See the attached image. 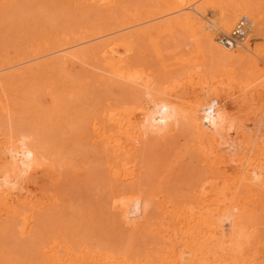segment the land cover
Returning a JSON list of instances; mask_svg holds the SVG:
<instances>
[{"label":"bare ground","instance_id":"obj_1","mask_svg":"<svg viewBox=\"0 0 264 264\" xmlns=\"http://www.w3.org/2000/svg\"><path fill=\"white\" fill-rule=\"evenodd\" d=\"M9 1L4 0L1 2L0 0L2 4L7 2L11 3V0ZM50 1L53 2V0ZM155 1L156 2L151 0V4L153 5L150 7L149 4V7H147L145 5H140V1L132 5L124 3L123 6L121 4V2L123 3L122 0H62L65 4H74L78 7L76 9L74 6V8L76 10L79 9L80 12L83 10L89 13L92 9L94 11L96 8L98 11H103L99 13L100 15L102 13H105V15L103 14V17L96 18V21L95 18L94 20L91 18L93 22L92 25L90 19H87V26L83 24L85 26L81 27L82 24H79L76 25L77 28H75L76 26H73V24V29L71 25H69L71 27L64 26L65 30L61 32V29L54 28L57 31L59 30L60 33H57L54 29H50L53 27L51 26L53 17L51 18V23H49L48 17H46V21L48 20V23H46L42 18L45 14L42 15L41 12L38 13V10H36V14L33 12L27 14V12L24 11V13L21 11L23 9L22 7V9L18 7L21 13L23 12L29 16L26 19L30 20V22L27 21L30 23V26L33 25L31 24L32 21H34L35 25L38 24V26L36 27L33 25L34 27H32L34 30L36 29L35 34H37L33 36L34 43L30 39L33 38L31 35L26 39L28 40L27 43L29 47H25L27 49H25L26 52L25 50L22 52L24 48L22 45H27V43H21V54L17 51L19 47L17 50H14L17 56L14 53L10 55L9 52H4V57H1L2 54H0V59L2 58V60H0V72L6 70L10 71L9 69L18 67L15 73L12 70L10 71L13 73L12 77H10L11 73H8V71L5 74L0 73V264H251L249 261L250 258L244 254V250L241 246L242 241L248 235L252 234V231H246L242 217L257 200H254L252 203V200H246V198L241 196V193L245 192L252 194L254 190L260 195L264 193V152L260 153L258 157H252L250 155L251 151L246 147L243 149L244 155L240 156L239 154L240 148L237 144V136L240 135L244 128H242L240 120L238 124V116H241L240 114H242L243 111V109H241L243 107L240 108V106H245L244 103H246L248 99L242 98V100L240 99L237 101V106L235 107L238 109L236 111L234 109V111L230 110V106L226 104V99L224 102L217 101L220 99L219 95L221 93L219 95L216 94L215 91L217 92V90L214 88L213 92L218 99L215 98L214 100L211 98L209 95L210 91L208 92L209 96H204V94L194 97L192 100H184V98L180 97L177 93H171L174 91H172L171 87L169 88L167 84L166 86L164 85L165 82L169 83L167 82L169 80H164L170 79L172 75L169 74L170 72L163 76L155 75L140 64V60L139 62H133V60L137 59L135 54L136 50L142 48L139 46H142L146 40L154 37V34L151 36L152 31L156 32L154 28L159 29V27H163V25L164 27L168 25L169 30L172 28L171 25H173V23L175 24V26H173L174 28L177 25L176 23H183V26H189L191 30L197 31L195 32L196 37H198L196 33L200 35L197 39L193 34L194 36L191 35L192 38L195 37L197 40L205 38L206 40V42L203 40V45L204 49H206V56L209 61L207 59L204 60H207L206 62L209 64L205 65L204 61V67H202L200 72L203 70L205 71H203L204 73H199V76L203 73V75H201L202 78L203 76L204 78L207 76L215 78L214 75L222 69H227L224 70V72L230 73L232 76L237 73L236 65L247 74V70L251 72L250 65H252L251 67L253 68V63H257L255 62L256 56H263L264 58V41L260 45H258L260 42H257V44H255V42L254 45L251 43L254 34L257 35L258 39H264V0ZM34 3V5L37 4L36 2ZM38 3H41V1ZM64 3L63 12L66 10L64 9ZM31 4H33V2ZM80 5L81 7H79ZM89 5L91 7H89ZM71 6L67 8V11L69 8H72ZM1 8L2 7H0V9ZM60 8L57 9L60 10ZM49 9H51V7ZM42 10L43 9H41V11ZM76 10H73V12ZM67 11L66 15L62 14L64 15L63 17H69L67 16ZM120 11L122 13H120ZM11 12L9 14H12ZM49 12L48 16L50 14ZM69 12L71 11H68V13ZM94 12V15L91 17L95 16ZM175 13H178L176 14L178 15L176 18L174 17ZM9 14L7 13V15ZM24 14L23 16L25 17ZM39 14L40 17L38 16ZM69 14L70 16L73 15H71V13ZM90 14L91 12L89 15ZM169 14L172 15L174 19H172ZM7 15L4 14L3 16L5 17ZM13 15L8 16L10 19L8 22L12 23L11 19L14 18ZM17 15L16 17H18V19L22 16V14H20L21 16L19 14ZM74 15L77 16L75 13ZM81 15L83 14L81 13ZM166 15L171 17H168V21L170 18L171 23L164 20L166 18L164 16ZM57 16H59V14ZM160 16L161 18L162 16L164 17L163 21L161 20L163 23L161 22V24L159 22V26H157L158 22L154 24L153 21L156 17L159 18ZM244 16L249 18L251 24L250 31L244 38V41L236 40L231 42L230 45L224 43L223 39L232 35L237 23ZM41 19L45 25L42 24L43 22ZM53 19L57 20L58 17L57 19ZM75 20L73 19V22H75ZM150 21L153 25H148ZM22 22L23 21H21V23ZM27 22L25 23L26 25ZM68 23L69 21L67 24ZM12 24H14V22ZM56 24L58 25V23ZM19 25L17 27H20ZM182 25L181 28H183ZM45 26L47 28L44 29ZM48 26L50 28H48ZM38 29L40 30L38 31ZM183 29L180 30L186 33L189 28H187L186 31ZM217 32L225 34L222 35V38H220L221 43H219L225 47H221V45L219 46L218 43H215V35ZM35 34L33 33L32 35ZM184 38L186 37L184 36ZM201 39L199 41H201ZM29 43L33 44V46H29ZM145 46L146 45H144V47ZM233 50L236 51L234 52ZM53 54L55 55L53 56ZM10 56L13 58L10 59ZM46 58L47 60H43ZM39 60H43V62L34 64ZM28 63L32 64L28 65ZM24 64L27 65V67ZM210 64L211 67H209ZM185 67L183 68L185 69ZM247 67H249L250 70ZM17 69L19 70L17 71ZM76 71H82L83 74L79 75V72L77 73ZM262 73L264 72L262 71ZM55 74H60V78L64 80L63 86L59 84L62 87V91L58 89L59 92H62V96L60 95V97L63 99H60L64 101L58 102L60 99H54L57 96L56 94L53 95V97L55 96L53 98L55 101L51 99V104L53 102L54 107L52 108H55V106L57 108L61 103V121L65 128L62 132L63 135L69 134L70 136L67 137L69 140L64 137L62 144L59 142L58 145H55L53 150L54 153H64L68 150L67 143L71 142V144H74H72L74 149L76 148V153H79L75 155L79 156L83 153V158L89 161L84 160L83 162L86 161L87 164L92 163L90 165L95 164L94 166H103L104 169L107 167L106 171L108 172H112V163L114 160L119 161L121 159V161H130V165L133 164V166H131V170H129L130 167H127L129 172L127 174L126 171L125 175L128 176L127 181L129 179H135V181L131 180L130 183L128 181V183L125 184L126 187L124 190L122 189L123 198H121V202L118 199V203L121 204V207L123 206L125 208V211H123L125 222L131 225L138 224L149 218L152 214V210L155 211L157 208L166 210L165 214H167L169 221H163L165 228H163L162 231L165 232V236L161 237V247L156 253L149 255L144 250L139 251L134 247L132 242L133 239H129L127 242L121 241L118 244H111L108 241L96 242L91 238V240L88 239V237L82 238L81 235L78 236L70 231L71 228L69 229L68 226L66 227L67 224H64L70 231L69 233L60 222L63 214L59 210L61 209L59 207L62 205L59 206L58 209L54 207V205L51 206V204L46 207L45 205L47 203H44V201L40 202V200H36L34 203L31 201L32 198H29L32 194L29 195L30 192L26 190V197L28 196L29 199L22 198L21 195L24 190L23 187H21L23 186L22 184L27 185L29 182L33 181L35 179V174L40 171L43 172L47 170V168L50 171L52 163H49V161L52 162L53 159L47 149L49 148L52 150L53 147L49 145L52 141L47 137L48 133L43 130L46 127H43L40 122L36 125H31L30 128L26 125L27 123L25 121L20 124L14 123L18 101H15L17 95L13 93L17 89L16 85H19L20 82H32L35 81L34 79H37L35 77L44 79V77L46 78L49 76L47 78L54 84L56 81L53 75ZM235 76L237 80L238 77L236 74ZM55 79L57 78L55 77ZM59 80H57V82L62 84L61 80ZM170 80L172 81L174 79ZM203 84H201V86ZM218 84L220 86V83ZM8 86H11L10 88L13 90L9 89ZM10 90L11 92L13 91V95L9 94ZM214 93L212 94L213 96ZM262 124L264 126V121ZM246 129L247 128H245L244 131ZM177 134L179 138V140L178 138L177 140L179 142L184 141L183 144L180 143L183 145V148L187 144L183 149L184 152H179L180 154L182 153L179 158L182 159L181 156H184V153L188 154L187 151L191 153V151L194 150L198 155V159L202 160L203 158L202 161L206 163L205 166H207V168L205 167V169H209V172L204 169L209 174L203 170V174H208L206 175L208 176L207 178L205 175V177L202 176L203 179L205 178L203 182L197 181L203 180L200 177L203 174L201 173L200 176L197 175L198 179L196 178L195 181L201 183L199 186H197L198 183L195 181L196 185L194 187H192L193 184L190 183L191 185H189L188 183V186L192 187V191L186 197L181 196L182 199H180L179 202L181 204L177 202L179 199L173 200L175 197L169 198L167 193L170 191H168V189L166 191L164 190L165 188L162 189L164 186L167 187V185H165L166 183L164 186L161 184L162 187L157 186V188L154 186L153 188H147V185L143 183L144 175L147 170L148 172L152 170V167H150V170L148 167V163L151 164L149 162V155L151 154L148 152L152 149V151L156 150L155 146L158 142L159 146H157L159 148L161 146L160 149H162L163 146L164 149V146H166L164 142L170 140L171 143ZM179 134H183V136ZM187 139H189L190 143L192 141L193 143L190 144ZM177 140L173 141L175 144H170L169 147L177 146ZM262 148L264 149V145ZM220 149L225 151V155H228V158L230 157L229 160H232L240 166V168H238L240 171L236 170L237 174L234 171V174L232 172L230 174L223 169L224 160L228 158L224 160L219 158ZM152 151L150 153H152ZM166 152L169 153V151ZM174 153L177 152L174 151ZM223 153L221 154L222 156L224 155ZM199 155L202 158H200ZM187 158L190 157L188 156ZM180 159H178V161ZM183 159H185V157H183ZM183 159L181 161H183ZM194 160H196L195 157ZM201 160L200 163H202ZM72 161L73 160H71V162ZM176 161L177 160H175V162ZM191 163L192 162H190V164ZM175 164L177 167V163ZM184 164H187V161ZM202 165L204 166V164ZM151 166L153 165L151 164ZM187 166L189 165L187 164ZM198 167L196 170L197 172ZM225 167L227 166H224V168ZM188 168L185 170L183 167L184 170L182 171L191 175L192 170H188ZM153 173L155 172L153 171ZM195 173L196 172H194V174ZM174 174H172V176ZM115 175L118 178L120 177L113 170L111 177L114 178L116 177ZM148 175L150 177V174ZM101 177L103 178L104 176L101 175ZM155 177L158 176L155 175L153 179H155ZM93 179L89 178L84 182L89 184V181L94 182ZM150 180L148 182H150ZM145 182L147 183L146 179ZM194 182L192 181V183ZM81 183L83 187L86 185V183ZM188 189L190 190L189 187ZM119 192L121 193V191ZM119 195L121 194H118V196ZM170 195L173 196V194ZM59 213L62 215L59 216ZM67 213L69 212L67 211ZM63 217L66 218V216ZM64 220L63 218V221ZM78 234H80V232ZM14 236H19L20 240H23L21 243L22 246H24L23 242H26L25 246L28 250H25L30 251V254L28 253L24 256L25 253H22V256H20L21 253L19 250V254L16 253L17 251L15 252L18 246H16V248H13L14 246L12 247V239ZM27 243L28 245H26ZM21 245L20 247L22 248ZM22 249L24 250V248ZM28 255H30L29 262L26 261Z\"/></svg>","mask_w":264,"mask_h":264},{"label":"rangeland","instance_id":"obj_2","mask_svg":"<svg viewBox=\"0 0 264 264\" xmlns=\"http://www.w3.org/2000/svg\"><path fill=\"white\" fill-rule=\"evenodd\" d=\"M3 1L4 0H1V2H3ZM5 1H9V0H5ZM28 1L29 0H11V3L7 2L4 4H2L0 2V7H2L0 9V54H2L1 57L5 56L4 52H9L10 55H11V53L12 54L14 53L16 55L14 50L15 49L17 50L18 47L19 48L17 51L21 54V52H20L22 50L21 47L22 46L24 47L22 52H24V50L26 49L25 47H28V43H27L28 40H26V39H28L27 37L29 35H31L32 37L37 35V34H35L36 29L34 30V28H32V27H34V26L37 27L38 24L35 25L34 21H32L31 24H33L34 26L33 25L30 26V23H29L30 20L26 19L29 16L24 14L25 12H27V14H30L32 12L35 13V12H37L36 10H38V13L41 12L42 15H44V14L46 15V16L45 15L42 16L43 21L44 20L46 21V17H48V20L50 21L49 23H51L52 17L56 18V19L58 17V19H57L58 21L54 20L52 18L53 23H51V26H53V27L50 28L49 27L50 24H49L48 28H50L52 30L54 28H57V29L59 28V30L61 29L60 32L65 30L64 26L65 27L69 26V25L72 26L73 24H74L73 26L82 24L81 27H83V26H85L83 24L87 23L86 22L87 19H90V22L92 25L93 22H92L91 18H93V20L95 18V21H96V18L98 19V18L103 17L105 15V13H102L100 15L99 13H101L103 11L102 10L98 11V9L96 10V8L94 9L95 12L93 11V9H92V11H90L91 12L90 15H89L90 12L87 13L86 11H83V10H81V12H80L79 9L76 10L78 7H76L74 4L73 5L70 3L65 4L64 2H62V0H60L61 2L59 0H53V2L55 1L54 3L50 0H38V2L41 1V3H38L37 0H32V1L30 0L29 2ZM122 1H123V3L121 2L122 5L124 3L128 4V5H130V4L132 5V4H135L136 2H139V1L141 2V4L140 3L139 4L143 5V6L145 5V6L149 7V4H150V7H151L153 5V4H151V0L150 1L149 0H139V1H137V0H122ZM32 2H33V4H31ZM34 2H36L37 4L34 5L35 4ZM154 2H156V1L154 0ZM63 3L65 4L64 9H66L64 12L62 11L63 7H64ZM29 5H30V7H29ZM66 5H67V7H66ZM36 6H38L39 8ZM70 6L72 8L71 9L69 8L68 11H71L69 13H71V15L72 14L74 15V13H75V14H77V16L76 15H74V16L72 15L73 17L70 16V14L67 11V8ZM74 6L76 7V9L74 8ZM18 7H19V9L22 7L23 9L21 8L22 9L21 11H23V12L25 11V12L21 13L20 10H18ZM34 7L37 9H35ZM50 7H51V9H49ZM79 7H81V5ZM89 7H91V6L89 5ZM57 8L58 9L60 8L61 11L58 10ZM87 8H88V6H87ZM3 9H4V11H3ZM34 9H35V11H34ZM41 9H43V10L41 11ZM47 10H49L50 12ZM73 10H76L77 12L76 11L73 12ZM11 11H13L14 13ZM57 11H60V12H57ZM66 11H67V16H69L68 18L66 16L63 17L64 15H62V14L66 15ZM87 11H89V10H87ZM10 12L12 14H9ZM48 12L50 13L49 16H48ZM93 12L95 13V16L91 17L94 15ZM7 13L10 16H12L14 14L13 15L14 18L11 19L12 23L14 22V24H12L11 22H8V21H10V19L8 17L9 15H7ZM81 13L83 15H81ZM120 13H122V12L120 11ZM178 13L174 14L175 18H176V16H178V15H176ZM4 14H6L7 16L4 17L3 16ZM17 14H19V15L22 14V16L20 15L21 17H19V19H18V17H16ZM23 14L25 15V17L23 16ZM58 14H59V16H57ZM119 14H117V15H119ZM79 15H80V17H79ZM98 15H100V16H98ZM169 15L164 16L167 19L166 18L164 19L163 16L161 18V16H160L159 18L156 17L157 19L155 18L154 21L153 20L152 21L154 24H157V22H158L157 26H159V22L161 23L163 21V19L165 21L166 20L168 21V17H170V16L172 17V15H170V16ZM38 16L40 17V14ZM7 17H8V20L6 21ZM75 18H76V20H75ZM170 18H169L168 22H170ZM68 19H70V20H68ZM73 19L75 20L76 23L73 22ZM172 19H174V18L172 17ZM84 20H85V22H84ZM21 21H23V22L21 23ZM27 21H29V22H27ZM38 21L40 22L39 18H38ZM41 21H42V19H41ZM47 21H46V23H48ZM68 21H69V23L67 24ZM26 22H27V25L25 24ZM18 23L19 24L21 23V24L19 25ZM56 23H58L59 26ZM42 24H44V22ZM87 24H86V26H87ZM149 24L151 25L152 22L151 21L148 22V25ZM176 24L177 25L175 28L173 27V26H175L174 23H173V25H171V27L173 28V29L171 28L172 30L171 29L168 30V25H166V24H165L166 25L165 27L163 25V27L161 26V27H159V29L154 28L156 32H153L151 30L152 31L151 36H153V34H154V37L153 38L151 37L152 39H148L143 43L144 45H146L145 47L143 44H142V46H139L142 48L137 49L139 53L136 50L135 54L137 56V59L133 60V62H136V61L139 62V60H140L139 63L142 64L143 66H145L147 69H149L155 75L157 74L159 76L160 75L163 76L164 74H167L170 72L169 74H172L170 76V79H174L175 81L174 80L171 81L169 78L165 79L164 81L169 80V81H167L169 83L165 82L164 85L166 86V84H167V86L169 88L170 87L172 88V91L174 90L173 92H171V91H169V92L177 93L178 95H180V97L184 98V100H192V99H194V97L204 95V94H205L204 96H207L208 92H210V91L211 92L209 95L211 96V98H213L215 100V98H217V97H215V93L218 95L221 93L219 95L220 99L217 98L218 100L217 99L216 100L224 102L226 99V104H228V106H230L229 107L230 110L236 111L238 109L237 107H235V106H237L236 102L239 101L240 99L242 100V98L248 99L247 102L244 103L245 106L239 105L240 108L243 107V108H241V109H243V111H242V114H240L242 117L238 116V124H239V120H240V124H241L242 128H244V129L247 128V129L245 131H244V129H242L240 135L237 136V144H238V147L240 148V151H239L240 156L244 155L243 149L247 147L251 151L250 155L252 157H258L260 153L264 152V149L262 148V146L264 145V126L262 124V122L264 121V77H263L264 73H262V71L264 72V63H263L264 58H263V56L262 57L261 56H256V57L254 56L256 59L255 62H257L259 66L257 65V63L256 64L253 63V65H254L253 68L251 67L252 65H250L251 72L250 71L248 72V70L246 69L247 74L238 65H236L237 73H235V74L237 75L239 81H238V79L236 80L235 74H233L231 76L230 73H229L230 74L229 75L228 73L224 72V70H227V69H222L219 72H217L216 73L217 77H216V74L214 75L215 78H213V77L211 78L208 76L205 78L203 76V78H202L201 75H203V73H204L203 71H205V70L201 71L203 73L200 76H199V73H201L200 70L202 69V67H204V61H205L204 59L208 60V57L206 56L207 53L205 51L206 49H204V45H203L204 41L206 42V40H205V38L204 39L200 38L201 41H199L200 39L197 40L198 37H200V35L198 33H196L198 35V37H196L195 32H197V31H195L193 29L191 30L189 26H186V25L183 26L182 25L183 23H176ZM180 24L185 29V31L187 30V28H189L188 32L186 31V33H185L184 31L180 30V29H183V28H181ZM18 25L22 28L17 27ZM179 25H180V27H179ZM25 26H27V27H25ZM39 26H41V25H39ZM71 26H69V27H71ZM73 26L71 27L72 29L74 28ZM155 27H156V25H155ZM29 28H30V30H29ZM45 28H47V27L45 26L44 29ZM62 28H63V30H62ZM75 28H77V26ZM156 29H158V30H156ZM39 30L40 29H38V31ZM59 30L58 31L55 30V31H57V33H58ZM25 31H27V32H25ZM189 31L194 32V33H191ZM33 33L35 35H32ZM15 34H16V36H15ZM38 34H39V32H38ZM193 34L195 35V37L197 39L195 37H193V38L191 37V35L194 36ZM23 35H24V37H23ZM222 35H225V34H222V32H217L215 35V43H218L219 46L221 45L219 43H221L220 38H222ZM255 35L256 34H254V36ZM184 36L186 38H184ZM254 36H252V37H253V41L254 40L255 41L254 42L251 41V43H253L252 45H254L255 42H256L255 44H257V42H260V43H258V45H260L264 41V39H258L257 35L255 37ZM201 37H203V36H201ZM30 39L33 42L34 37L30 38ZM30 39H29V41H30ZM104 39H106V38H104ZM104 39H102V40H104ZM24 41H26V42H24ZM160 42H161V44H160ZM21 43L22 44L27 43V45L26 44L22 45ZM29 44H30L29 46H31V45L33 46V44H31V43H29ZM156 44H158V45H156ZM20 45H22V46L20 47ZM223 46L224 45H221V47H223ZM13 47H14V49H13ZM26 50H25V52H26ZM233 51L235 52L236 50H233ZM162 52L163 53L166 52V53L163 54ZM57 54H56V56H57ZM54 55L55 54H53V56ZM6 56H8V55H6ZM11 58H13V57L10 56V59ZM47 58L43 59V60H47ZM0 60H2V58ZM43 60H41V61L39 60L34 64L42 63ZM206 61H205V65L209 64ZM191 62H193V63H191ZM198 62H199V64H198ZM31 64L28 63V65H31ZM193 64H195V65H193ZM25 66L27 67V65H25ZM193 66H194V68H193ZM183 67H185V69ZM190 67H191V69H190ZM197 67H198V69H197ZM206 67H205V69H206ZM209 67H211V64L209 65ZM16 68H18V67H16ZM16 68L14 67V68L9 69V70L10 71L12 70L15 73ZM180 68L181 69L183 68L182 71ZM187 68H188V70H187ZM247 68H249V67H247ZM250 68H249V70H250ZM19 69H17V71ZM7 71L8 70L2 71L4 73H2V72H0V73L5 74ZM10 71H8V73ZM76 72L78 73L79 71H76ZM185 72H186V75H185ZM189 72H191L192 74ZM12 74L13 73H11L10 77L13 76ZM78 74L81 75V74H83V72L80 71ZM180 74H181V76H180ZM59 75H56V74L53 75L54 80L56 81V82L54 81L55 85L51 81H49V78H47L49 76H47L45 78L44 77L45 75H44V76H42V77H44V79L42 78L43 80L41 78L35 77L37 79L31 78V79H34L35 81H32V82L27 81L28 83L27 82L25 83L23 81L20 82L19 85H16L17 89L14 91V93H13V91L11 92V90H13L10 88L11 86L10 87L8 86L9 89H11L9 94L11 95L13 93V94L17 95L15 101H18L17 111L15 112V116H14V123L20 124V123H23V121H25L27 123L26 125L29 126V128H30L31 125H36L38 122H40L43 125V127H46L43 130H45L48 133L47 137L52 141V142L49 141L51 143V144L49 143V145L50 146L52 145V147H53L52 150H50L49 148L47 149V150H49V154L53 159V160L51 159L52 162H50L48 160L49 163H52L51 164L52 167H50V171L48 170V168H47V170H45L43 172L40 171L37 174H35V176H34L35 179L33 181H31L32 183L29 182L27 185L22 184L23 186H21V187H23V189H24V190L22 189L23 190V193L21 195L22 198L23 199L27 198V200L29 198H32L31 201H33L34 203L36 200L37 201L40 200V202L44 201V203H47L45 205L46 207L49 204H51V206L54 205V207H57V208L62 205L63 208H62V206L59 207L61 209L58 208L61 211V213L63 214L62 215L59 213V216L62 215L61 216L62 218L60 217L62 219L60 221L61 225L67 224L66 227L68 226L69 229L71 228L70 231H72L73 233H75L78 236L81 235L82 238L88 237V239L91 238L92 240H94L96 242L108 241L111 244H118L121 241L127 242V240H129V239H133L132 240L133 245L139 251L144 250L149 255L156 253V251L161 247L160 246L161 245L160 244L161 237L165 236L164 235L165 232L162 231V229L165 228L163 221H169L167 214H165L166 210L165 209L163 210L161 208H157L155 211L152 210V214L149 216V218L141 221L138 224L131 225V224H128L125 222V217H124L125 215L123 214V211H125V208L123 206L121 207V204L118 203L119 200L121 202V198H123L122 197V189L124 190V188L126 187L125 184H127L128 181L130 183L131 180L135 181V179L134 180L129 179L127 181L128 176L125 175V172L127 171V174H128L129 170H131V166H133V164L130 165V161L129 162L127 160L121 161V159L119 161L114 160L112 163V167H113L112 172L114 170V172H116L118 174V176H120V177L118 178L115 175L116 177L112 178L111 177L112 172L106 171L107 167L104 169L103 166H94L95 164L90 165L92 163L87 164L86 161H88V159L86 160L83 158L84 157L83 153H81L82 156L81 155L76 156L75 155V154H77L75 151L76 148L74 149V146H73L74 144L72 143L73 144L72 145L71 142L67 143L68 150H66L64 153H61V154L54 153L53 150H54L55 145L56 144L58 145L59 142L62 144L64 137L66 139H68L67 137L70 136L69 134L63 135V132H62L65 130V128L63 127V123L61 121V118H62L61 117L62 116L61 103H60V106L57 108H56V106H55V108H52V107H54L53 106L54 104H53V102L51 104V101L55 97V96L53 97V95L57 94V96H58V97L56 96L54 99L62 98V97H60V95L62 94V92H61L62 87L60 85L63 86L64 80L62 78H60ZM177 75H179V76H177ZM55 77L57 79H55ZM176 77H177V79H176ZM178 77H180V78H178ZM200 77H201V80H200ZM58 78L61 80L62 84L60 82H57V80H59ZM29 79H30V77H29ZM204 79L205 80L207 79V80L205 81ZM52 81H53V79H52ZM164 81H163V83H164ZM190 81H191V83H190ZM200 81H204V82H200ZM234 81H236V82H234ZM196 82H198V83H196ZM218 83H220V86ZM177 84L181 85V86H178ZM201 84H203V85L201 86ZM221 84L223 87L221 86ZM236 84H239V85H236ZM241 84L242 85L244 84V85L242 86ZM164 85H163V87H164ZM168 87H165V88H168ZM174 87H176V88H174ZM13 88H15V87H13ZM213 88L215 90H217V92L215 91V93H214ZM58 89H61V91L59 92ZM51 90H52V92H51ZM186 90H188V91H186ZM244 90H247V91H244ZM213 93H214V96L212 95ZM188 94H189V96H188ZM183 96H185V97H183ZM0 97H1V95H0ZM62 99L58 100V102L64 101ZM53 101H55V100H53ZM241 103H243V102H241ZM66 104H68V103H66ZM239 118H241V119H239ZM262 126H263V128H262ZM179 135L183 136V134H179ZM177 138H178V134L175 135V139L173 140V138H172V140L175 141V140H177ZM181 138H183V137H181ZM178 140H179V138H178ZM187 140L189 142V139H187ZM173 141L170 143V140H166L164 142V143H166V146H164V149H163V146H162V149H160L161 146H160V148L158 147L159 142L157 140L158 146L156 144H154V145H156L155 146L156 150L152 151L153 150L152 149L148 152L149 154H151V155H149V157H150L149 162L154 166V168H153V166H151V164L148 163L149 170L151 169L150 167H152V170H150L151 172H148V170H147V172L144 175L143 183L147 185V188H153V186L156 188H157V186L162 187L166 183L165 185H167V187L164 186V187H162V189L165 188L164 189L165 191L168 189V191H170V192L167 191L168 193L167 192L166 193L169 195V198L175 197V198H173V200L179 199L177 201L179 203L180 199H182L181 196L186 197L187 195L190 194V192L192 191L191 188L196 185L195 182L198 183L197 181H199V182L204 181L205 178L203 179L202 176L205 177L206 175H208L209 169H205V167L207 168V166H205L206 163L204 161H202L203 158L200 157V155H199V157L202 158V160L198 159V155L196 152H194V150L191 151V153L194 152L196 155L194 153H192V156H191L190 151H187V153L189 155L184 153V156H181V158L183 159V157H185V159H183V161H181L182 159H180L179 157L184 152L183 149L187 145L186 144L187 142L185 143L186 145L184 146V148H183V145H181V144H183L184 141L183 142H179V141L177 142L176 141L179 145L176 143L177 146L169 147L170 144H172V145L175 144ZM192 143H193V141L190 144H192ZM157 148H159V149H157ZM192 149H193V146H192ZM170 150H172V151H170ZM185 150H187V149H185ZM151 151H152V153H150ZM166 151H169V153ZM174 151L177 153H174ZM179 152H182V153L180 154ZM219 152H220L219 153L220 159L224 160L225 158H228V155H225L226 153L224 150L220 149ZM222 153L225 155V157H224V155L223 156L221 155ZM167 154H168V156H167ZM176 154H178V155H176ZM155 155H156V157H155ZM176 156H177V158H176ZM188 156L190 158H187ZM221 156H222V158H221ZM173 157H175V158H173ZM194 157L196 158V160H194ZM161 158H162V160H161ZM229 158L225 159L227 161V163L224 160L223 169H225L226 172L228 171V173H230V174H231V172L233 173V171L237 174V171H240V169L238 170V168H240V166L237 163L233 162L232 160H229ZM167 159H170V160H167ZM178 159H180V160L178 161ZM71 160H73V161L71 162ZM84 160H86V161L83 162ZM156 160H158V161H156ZM175 160H177V161L175 162ZM200 160L202 161V163H200ZM186 161H187V164L189 166H187V164H184V163H186ZM190 162H192L193 164L192 163L190 164ZM197 162H199V163H197ZM175 163H177V167H180V168H177ZM225 163H226V165H225ZM180 164H182V165H180ZM202 164H204V166ZM51 165H49V166H51ZM128 165H130V166H128ZM193 165H194V167H193ZM198 165H199V167H198ZM182 166L184 167L185 170H186V168L189 167L190 169L188 168V170H192L191 175H189V173L186 174L185 171H182V170H184ZM224 166H227V167L224 168ZM127 167L128 168L130 167L129 170H127L128 169ZM197 167H198V172L196 171ZM178 169H179V171H178ZM204 169L207 170L208 172L205 171ZM172 170H173V172H172ZM203 170H204V172H207L208 174H206V173L203 174L204 173ZM153 171L155 173H153ZM194 172H196V173L194 174ZM147 173L150 174V177ZM174 173L177 175H175ZM197 173H199V174H197ZM201 173L203 175L200 176ZM100 174L104 177L102 178ZM172 174H174V175L172 176ZM155 175L158 177H155V179H153ZM197 175L200 176L203 180L201 179L202 181H200V180L195 181L196 178L198 179ZM146 177H148L149 179ZM166 177H167V179H166ZM200 177H199V179H200ZM207 177L208 176H206V178ZM89 178L90 179L94 178L93 179L94 182L89 181L90 185L87 184V182H84L85 180H88ZM162 178H163V180H162ZM145 179H146L148 184L145 182ZM93 180H91V181H93ZM149 180H150V182H148ZM78 181H79V184H81V185L78 184ZM101 181H103V182H101ZM151 181H153V182H151ZM192 181L193 182L195 181V182L192 183ZM81 182L86 183V185H84V187H83V184ZM188 183H189V185L193 184V186L192 187L188 186ZM161 184H162V186H161ZM168 184H169V186H168ZM200 184L201 183H198L197 186H199ZM148 186H150V187H148ZM188 187L190 188V190L188 189ZM73 188H74V190H73ZM25 190L30 192L29 195L32 194V196H29V198H28V196L26 197L27 192ZM164 190H163V192H164ZM119 191H121V193ZM169 193L173 194V196L170 195ZM118 194H121V195L118 196ZM24 195H25V197H24ZM241 196L246 198V200H252V203L254 200H257L256 203L251 206L249 211L247 213H245L244 216L242 217L243 224H244L246 231H252V234L248 235L242 241L241 247L244 250V254L250 258L249 261L251 262V264H264V193H262L260 195L254 190V191H252V194H250V193L248 194V193L243 192V193H241ZM71 198H73V199H71ZM179 204H181V203H179ZM64 208H65V210H64ZM70 208H72V209H70ZM67 211L69 213H67ZM63 216H66V218ZM63 218L65 219L64 221H63ZM18 226H19V224H18ZM66 227L64 225V228H66ZM70 231L68 230L69 233H70ZM79 232H80V234H78ZM133 232H135V233H133ZM22 241L23 240L22 239L20 240L19 236H14V238L12 239V242H13L12 247L14 246L13 248H16V246H18L17 249L15 250V252L17 251L16 253H18V254L20 252L21 253L20 256H22V253L23 254L25 253L24 254V256H25L28 253L30 254V251H26V250H28V249H26L27 247L25 246L26 242H23L24 246L21 245ZM20 245L22 246V248H24V250L20 247ZM26 245H28V243ZM28 248H29V246H28ZM18 250H19V252H18ZM22 258H25V257H22ZM29 258H30V255H28L27 260L26 259L25 260L27 262H29Z\"/></svg>","mask_w":264,"mask_h":264},{"label":"built area","instance_id":"obj_3","mask_svg":"<svg viewBox=\"0 0 264 264\" xmlns=\"http://www.w3.org/2000/svg\"><path fill=\"white\" fill-rule=\"evenodd\" d=\"M251 28L250 20L247 17H242L237 23L235 29L232 32L230 37L223 39V42L230 45L231 42L236 40L244 41V38L249 33Z\"/></svg>","mask_w":264,"mask_h":264}]
</instances>
